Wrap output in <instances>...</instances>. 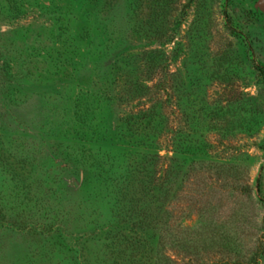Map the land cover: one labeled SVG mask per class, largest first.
Instances as JSON below:
<instances>
[{"label":"rangeland","instance_id":"1","mask_svg":"<svg viewBox=\"0 0 264 264\" xmlns=\"http://www.w3.org/2000/svg\"><path fill=\"white\" fill-rule=\"evenodd\" d=\"M0 264H264V0H0Z\"/></svg>","mask_w":264,"mask_h":264},{"label":"trees","instance_id":"2","mask_svg":"<svg viewBox=\"0 0 264 264\" xmlns=\"http://www.w3.org/2000/svg\"><path fill=\"white\" fill-rule=\"evenodd\" d=\"M261 71H262V69L261 68H259Z\"/></svg>","mask_w":264,"mask_h":264}]
</instances>
